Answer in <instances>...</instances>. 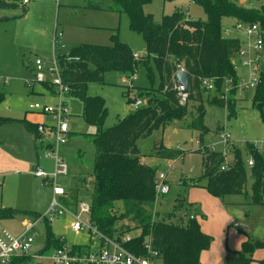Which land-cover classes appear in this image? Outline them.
Here are the masks:
<instances>
[{
  "label": "trees",
  "instance_id": "16d2710c",
  "mask_svg": "<svg viewBox=\"0 0 264 264\" xmlns=\"http://www.w3.org/2000/svg\"><path fill=\"white\" fill-rule=\"evenodd\" d=\"M152 1L107 0L102 5L91 2L87 5L89 8L127 15L130 29L142 35L147 55H136L131 45L121 40L118 29H115L111 35V45L83 43L73 47L68 53H59L60 76L70 88L67 96L80 99L83 103L82 117L97 129L95 133L80 134L95 146L90 216L92 223L106 237L122 241L126 233L134 229L128 228L117 237V223L130 219L141 233L124 243L129 251L146 256L148 250L145 241L151 236L152 249L158 253L157 264H201V254L211 247L213 236L203 231L199 221L190 215L188 221L183 220L180 224L153 219L152 209L157 200L155 180L160 166L142 162L138 141L169 123L190 116L189 128L199 132V145H205L204 137L211 131L205 123V98L209 104L228 108L229 117L236 115L235 99L231 95L241 87L237 85L240 76L237 66L242 40L239 37L224 36L222 21L229 18L234 19V22L259 23L264 29V5L255 8L239 4L238 0H193L204 8L207 20L191 19L183 11H175L164 15L162 21L158 22L152 13L145 12V6ZM18 6L17 0H0V9ZM69 56L79 59L70 60ZM139 69H145L152 80L154 70L157 71V91L160 96L146 94L149 97L146 105L118 118L115 125L106 127L109 113L106 100L99 95H90L89 85L106 84L105 74L110 71L122 72L125 78L132 79ZM182 69L191 75L187 95L182 94L176 79V73ZM229 77L234 78L235 85L230 86L226 92L225 80ZM205 79L214 80L216 88L213 91H208L203 86ZM45 86L55 92L52 85L46 83ZM6 95V90L0 83V105L5 101ZM125 95L129 103H135L139 98L132 99L126 92ZM140 95L143 97L145 94ZM252 101L253 106L261 111L264 122V69L260 72ZM14 122L23 123L37 139L40 137L37 124L26 119L0 116V124ZM222 132L226 131L218 133ZM229 142L231 144V139ZM160 144L166 147L163 143ZM253 148L244 153L231 144L234 165L228 170H221L226 160L223 150L206 148L202 174L197 182L187 186H197L198 182L205 179L204 187L212 196L224 198L242 195L247 193L250 172L253 183L249 203L264 206V155L252 151ZM200 152L201 148H198L196 153ZM250 152L255 158V164L251 167L246 160ZM185 154L181 149L167 147L162 149L159 156L175 160ZM63 200L66 206L77 210L81 201L79 187L69 188ZM40 215L35 211L1 207L0 223L16 217L37 219ZM44 229L46 239L41 251L43 255L44 252L51 253L67 243L64 238L55 234L52 223L48 220ZM240 231L246 235V239L239 250L227 256L224 264H252L254 261L264 264V259L257 260L254 257L257 249L264 248V237L259 239L244 229ZM85 247L74 245L73 249L82 252ZM26 262H29L27 257H14L5 264Z\"/></svg>",
  "mask_w": 264,
  "mask_h": 264
},
{
  "label": "rangeland",
  "instance_id": "374dc122",
  "mask_svg": "<svg viewBox=\"0 0 264 264\" xmlns=\"http://www.w3.org/2000/svg\"><path fill=\"white\" fill-rule=\"evenodd\" d=\"M90 2L94 5H102L107 0H30L28 5L18 1L19 6L17 8L0 9V82L7 93L5 101L0 105V116L13 119L24 118L25 115L27 118L38 117V113L28 111V105L37 101H44V99L33 92V87L24 82L26 78L33 77L34 72L31 66L36 58H41L45 62L47 79L54 78L58 72L53 73L49 69L55 68V52L68 53L73 47L83 43L111 45V35L115 29H118L121 40H131L132 48L136 52L142 56L147 55L145 41L142 35L130 29L127 15L105 9L89 8L87 5ZM238 2L246 7H260L264 4V0H238ZM175 11H183L186 16L192 19H208L204 8L193 0H153L145 6V12L152 13L158 22L162 21L164 15H170ZM233 24L234 19H223L222 31L225 27H232ZM58 32H64V38L62 37L61 42L65 44V48H62L60 43L55 46V38ZM223 34L227 35L225 31ZM230 34L242 39V47L245 46V42L250 41L242 31L235 30ZM261 66L263 69L264 61ZM239 71L241 75L242 72ZM154 73L155 76L152 80L145 69H139L132 79L124 82L125 74L119 71H110L105 74L106 84L89 85L90 95H99L106 100L109 112L105 123L106 127L115 125L118 118H122L131 111L146 105L149 98L146 94L160 96L157 91L158 73L156 70ZM242 76L246 79L249 77L248 74H242ZM41 83L49 84L48 82H37L34 84L35 90L41 88ZM254 89L244 87L235 89L236 91L231 95L235 99L237 110L234 117H229L228 108L209 104L205 98V123L211 129L204 137L205 145H199V132L189 128L190 116L181 121L169 123L164 128L154 131L149 137L138 141V148L144 158L142 161L158 164L160 166L159 171H169L168 177L170 181L173 180L172 191L157 197L152 209L153 219L180 224L183 220L188 221V215H197L196 219L201 224L205 222L206 231L214 238V245H211L212 251L217 250L218 245H226V243L232 244L234 247L238 245L237 247L241 248V236L244 237L240 231L242 228L235 227L232 223L237 222L243 225L245 229L247 224L250 226L256 223L250 221L256 215L255 209L245 203L251 197L253 177L248 172L246 194L230 195V198L239 201L232 206L221 203L217 206L215 202L209 203L202 195L203 192L209 194L205 187H192L187 186V184L191 185L200 178L206 148L210 150L216 145L217 150H225L222 137L218 133L220 131H226L231 139V144L242 149L244 153H248L253 146L258 145L264 155V122L261 111L253 106ZM125 92L132 99L139 96L142 104L129 103ZM141 93L146 96L140 97ZM66 101L71 113L68 124L72 135L67 143L62 146L61 152L70 166V176L60 177L59 180L68 188L79 187L83 200L90 201L94 180L95 146L80 134L95 133L97 129L88 124L82 117L83 103L78 97L67 96ZM25 132L21 125L15 123L0 124V155L3 156L4 152H9L14 157L25 156L27 159H33L36 162L39 158L42 165L49 162L53 163V159L45 161V151H40L39 157L37 156V144L34 139L32 141V139L26 138ZM160 143L166 147L161 146ZM167 147L178 148L186 152L185 157L177 159L175 167L173 164L172 168L169 162L171 159L159 156L162 149ZM198 148H201L200 153H196ZM39 150H43V148ZM233 156L234 152L230 149L228 158L232 160L234 159ZM201 184L206 185V180L204 179ZM49 191H51L50 188L43 185L41 178L22 170L16 163L12 166H5L0 160V208L11 207L24 210L33 207V209L44 211L47 208L46 201ZM209 196L211 195L209 194ZM211 198L214 197L211 196ZM186 200L200 201L204 209L209 211V217L207 218L206 213L203 217L200 214L201 211L196 210ZM245 206L249 207V210L242 214ZM121 209L122 205L119 206V210ZM45 214L42 212L40 216ZM246 215L248 216L246 217ZM211 217L213 218L212 221L207 222ZM64 220H67L66 217L52 223L53 231L59 237L64 238L71 248L74 245H83L88 246V250L98 249L101 242L97 238L91 237L86 231L79 233L73 231L70 226H66ZM24 224L18 219L7 220L0 223V228H6L17 233L22 230ZM117 227V237L121 232H126L128 228L134 229V231L130 230L131 232L128 231L126 234L138 235L141 232L140 229L135 228L134 222L130 219L121 220L117 223ZM35 230H38L39 235L32 248V254L44 249L46 239L42 222L35 225L33 231ZM230 248L232 247L230 246ZM37 262L39 264H54L50 251L44 252L41 258L34 261V263Z\"/></svg>",
  "mask_w": 264,
  "mask_h": 264
},
{
  "label": "built area",
  "instance_id": "2783aa9c",
  "mask_svg": "<svg viewBox=\"0 0 264 264\" xmlns=\"http://www.w3.org/2000/svg\"><path fill=\"white\" fill-rule=\"evenodd\" d=\"M22 1L25 4L29 2V0ZM253 7L259 8V6ZM235 30L244 32L250 40L248 43L245 42V46L241 48L237 66V69L241 70L242 74H248L249 77L246 79L241 74L237 85L245 88H255L259 82L260 72L264 69L261 66L264 61V29L259 23L244 21H236L232 27H226L224 29L227 35ZM63 36V32L56 34L55 46L60 43V46L65 48V44L61 42ZM69 59L78 60L79 58L69 56ZM54 62L55 68H48L53 73L55 71L58 72L54 78L47 79L45 72L47 66L41 58H37L34 62V77L26 80L27 85H33L37 82H48L54 87L57 96V102L55 104L41 102L30 104V108L34 112L44 113L50 115L52 118L50 123H39L37 125L41 148L45 151L46 158L53 159L54 166L51 171L38 166L34 170V174L40 177L45 185L52 188L53 195L49 208L45 212L46 214L39 216L37 219H28L20 234L16 235L5 228H0V264L8 263L14 257H27L29 258V262H32L31 264H39V262L34 263V261L41 258L43 254L41 252L32 254V248L39 235L38 230L33 231L35 225L42 222L44 226L46 220L54 223L62 217H68L70 219V227L73 231L78 233L86 231L91 237L97 238L101 244H99L96 250L77 252L69 244L65 243L61 248L52 251L51 257L54 260V264H157L158 259H156V256L158 253L152 249L151 236H148L145 241L148 254L146 256L137 255L124 246V243L130 242L137 235L126 234L122 238V241L111 239L100 232L95 224L92 223L90 219L92 211L91 200H81L77 210H73L65 205L63 198L67 196V188L60 182L59 178L68 175L70 170L69 164L61 152L62 146L67 143L71 134L68 124L70 110L66 101L70 88L64 84L60 76L61 68L57 55L54 56ZM225 82L227 84L226 92H228L229 87L235 85V80L229 77ZM203 84L207 90L213 91L216 88L213 79H205ZM135 104H142L141 99L137 98ZM220 136L225 145L223 152L226 156L221 170H228L234 165V160L228 158L231 147L229 142L230 138L226 132H222ZM215 149L213 147L212 150ZM252 151L262 154V150L258 145H255ZM246 160L250 167L255 164V158L252 152L247 155ZM155 184L157 197L168 194L171 190L166 171H158ZM190 217L196 218L195 214H191Z\"/></svg>",
  "mask_w": 264,
  "mask_h": 264
},
{
  "label": "crops",
  "instance_id": "0c3cea01",
  "mask_svg": "<svg viewBox=\"0 0 264 264\" xmlns=\"http://www.w3.org/2000/svg\"><path fill=\"white\" fill-rule=\"evenodd\" d=\"M18 1L21 3L22 2V4H24V5H28L29 3H30V0H29V2L28 3H23V1L22 0H17V3H18ZM19 4V3H18ZM116 13V12H115ZM190 16V15H189ZM192 19V18H191ZM64 33V32H63ZM224 36H229V37H239V36H236V35H224ZM64 38V37H63ZM240 38V37H239ZM241 39V38H240ZM242 40V39H241ZM124 41H127L130 45L132 44V41L131 40H124ZM68 46V45H67ZM131 47H132V45H131ZM134 50V49H133ZM70 51V50H69ZM68 51V52H69ZM135 51V50H134ZM60 53V52H59ZM59 53L58 52H55V55H57V56H59ZM62 53V52H61ZM64 53H66V52H64ZM135 53H136V55H138V56H142V54H139L138 52H136L135 51ZM54 55V56H55ZM37 59V58H36ZM31 69L33 70V72H34V63L32 64V66H31ZM242 72V71H241ZM33 77H34V74H33ZM32 77V78H33ZM32 78H26L25 79V83H26V80L27 79H32ZM128 81V79L127 78H125L124 79V82H127ZM26 85H27V83H26ZM28 86H31V87H33V92L34 93H37V95L38 96H40L41 98H43L44 99V101H37V102H41V103H49V104H55L56 102H57V96H56V94H55V92L53 93L50 89H48L44 84H42L41 83V88L40 89H38V90H35V85L33 84V85H28ZM88 91H89V89H88ZM30 104H32V103H30ZM30 104L28 105V111H32V112H34L33 110H31V108H30ZM35 113H38V112H35ZM38 115V117H36V118H34V117H29V118H27V116L25 115V117L24 118H19V119H26L27 121H29L30 123H33V124H39V123H50L51 121H52V118H51V116L50 115H46V114H44V113H38L37 114ZM70 116H71V113H70ZM4 117V116H3ZM15 124H18V125H21L24 129H25V137L26 138H28V139H32V141H33V139H34V142L37 144V146H36V152H37V156L39 155V153H40V151H43V150H39V149H41V143H40V138H36L35 136H34V134L31 132V131H29L25 126H24V124L23 123H20V122H14ZM72 135V132H71V134H70V136ZM41 139H43V137H41ZM205 143V142H204ZM206 146H209V145H206ZM216 145H214V147H215ZM217 147V146H216ZM255 147V146H254ZM39 157V156H38ZM141 157H142V159L141 160H144V158H143V155L141 154ZM185 157V155L182 157V159ZM49 160V158H46V160L45 161H48ZM0 160H1V162L5 165V166H12L14 163H16V165H18V166H20V168H22V170H24V171H26V172H31V173H33L34 174V170L35 169H33V167L34 166H36V168L39 166V167H41V168H44L45 170H48V171H51L52 170V168H53V166H54V161H53V163H44V165H42L41 163H40V161H39V158H38V161L36 162V161H34L33 159L32 160H29V159H27L25 156H19V158H17V157H14L11 153H9V152H4V154H3V156H1L0 155ZM179 160V159H178ZM177 159H175V160H169V162H170V164H171V168H172V165L174 164V167H175V162H177L178 161ZM13 161H14V163H13ZM50 161V160H49ZM142 162H144V161H142ZM144 163H146V164H149V165H158V164H154L153 162H144ZM70 167V166H69ZM76 167V166H75ZM170 174V172L169 171H167V176ZM35 175V174H34ZM36 176V175H35ZM70 176V170H69V173H68V175H66V176H63V177H69ZM37 177V176H36ZM38 178H40V177H38ZM168 179H169V177H168ZM42 180V179H41ZM172 181L173 180H171L170 181V179H169V183H170V185H171V187H173V183H172ZM201 182H203V180L202 181H200L199 182V184L197 185V186H202V187H204L205 185L204 184H201ZM42 183H43V185H45L44 184V182H43V180H42ZM64 185V184H63ZM45 186H47V185H45ZM65 186V185H64ZM47 187H49V186H47ZM66 187V186H65ZM76 187V186H75ZM192 187H195V186H192ZM50 188V190L51 191H49V195H48V197H47V208H45V210L44 211H39V210H36V209H33V207H30L29 209H24V210H29V211H35V212H39V213H42V212H46L47 210H48V208H49V205H50V202H51V198H52V195H53V192H52V188L51 187H49ZM67 188V190L69 189V188H74V187H66ZM209 193V192H208ZM210 194V193H209ZM209 194H205L204 192H203V198H205L209 203L210 202H215V203H217V206H219V203H221L222 205H225V204H228V205H230V206H232V205H234V204H237L239 201L237 200V199H235V198H230V196H226V197H224V198H220V197H215V196H212L211 194V196L212 197H214V198H211V196H209ZM185 198H186V195H185ZM80 199L81 200H83V198H82V196H81V193H80ZM90 200H91V196H90ZM250 200H251V198L247 201V202H245V203H247V205H249L250 207H252L253 209H255V211H256V215L255 216H253L252 218H251V220L250 221H255L256 223H254V222H252V223H254V225L252 224V225H248L247 224V228L245 229L244 227H243V225H241V224H238L237 222H235V223H232L235 227H239V228H242V229H244L245 231H247V232H249L251 235H253V236H255L256 238H263L264 236V206H255V205H251L249 202H250ZM34 201H35V199H34ZM190 205H192V206H194L195 207V209L196 210H198V211H201L200 212V214H202V216L203 217H205L204 216V214L206 213L208 216H207V218L209 217V211H207V210H205L204 209V207L201 205V203H200V201H192V200H186ZM32 206H34V205H32ZM259 207V208H258ZM20 210V209H19ZM21 210H23V209H21ZM247 210H249V207H247V206H245V209H244V211L242 212V214L245 212V211H247ZM249 214V213H248ZM196 216V218H197V215H195ZM248 215H246V217H247ZM245 217V218H246ZM15 219H18V220H20L21 221V223H25L29 218H24V217H16V218H13V219H8V220H15ZM66 219L67 220H64V222L66 223V226H70V219L69 218H67L66 217ZM212 217L211 218H209L208 220H207V222H211L212 221ZM246 220H248V218H246ZM5 221H7V220H3L2 222H5ZM205 223V222H204ZM204 223L203 224H201V227H202V229H203V231H205L206 233H208L207 231H206V228L204 227ZM225 225V224H224ZM44 227V226H43ZM6 229V228H5ZM8 230V229H7ZM22 230H23V228H22ZM22 230L21 231H19V232H17V233H15V232H12L13 234H16V235H18V234H20L21 232H22ZM10 231V230H9ZM209 234V233H208ZM243 234V236L244 237H242L241 236V242H243L245 239H246V235L244 234V233H242ZM57 235V234H56ZM210 235V234H209ZM212 245H214V243L212 244ZM226 246V247H225ZM230 246L232 247V248H230ZM238 246V245H237ZM234 247V246H232V244L230 245V244H227L226 243V245L225 244H220V245H218L217 246V250H215V251H212V246L209 248V249H207V250H205V251H203L202 252V254H201V264H224L225 263V260H226V258H227V256L232 252V251H236V250H239L240 248L239 247ZM234 247V248H233ZM239 248V249H238ZM89 249V247L88 246H86L85 248H84V250H88ZM42 253V252H41ZM51 254H52V252L50 253V256H51ZM254 257L257 259V260H260V259H264V248H259V249H257L256 251H255V253H254ZM252 264H259L257 261H254Z\"/></svg>",
  "mask_w": 264,
  "mask_h": 264
},
{
  "label": "water",
  "instance_id": "95a60500",
  "mask_svg": "<svg viewBox=\"0 0 264 264\" xmlns=\"http://www.w3.org/2000/svg\"><path fill=\"white\" fill-rule=\"evenodd\" d=\"M176 79L178 85L182 89V94L187 95L190 89V81H191L190 73L185 69H182L176 73ZM33 169H36V166H34Z\"/></svg>",
  "mask_w": 264,
  "mask_h": 264
}]
</instances>
